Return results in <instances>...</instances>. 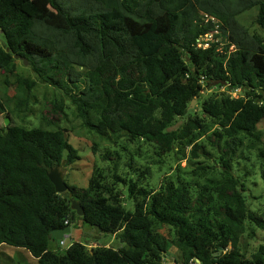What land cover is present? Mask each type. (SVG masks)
Masks as SVG:
<instances>
[{
  "label": "trees",
  "instance_id": "trees-1",
  "mask_svg": "<svg viewBox=\"0 0 264 264\" xmlns=\"http://www.w3.org/2000/svg\"><path fill=\"white\" fill-rule=\"evenodd\" d=\"M48 2L66 28L47 21L33 0H0V77L7 82L16 71L17 54L27 58L41 82L61 91L83 124L117 148L101 155L108 167L95 165L87 186L65 178L68 194L58 193L49 171L81 158L68 129L14 123L0 97V117L12 120L0 127V247L27 250L39 264H167L169 245L155 227L161 223L173 229L171 246L182 264H264V244L251 257L243 249L249 223L264 229V216L249 202L246 176L235 171L241 134L264 120V38L236 16L259 6L257 23L264 26V0ZM215 29L226 44L198 47V38ZM207 88L220 89L201 100ZM193 99L203 116L191 109ZM42 116L51 124L66 120L64 99L48 101ZM138 143L128 158V144ZM146 143L158 162L170 154L184 158L188 148L190 160L208 159L211 145L221 153V176L209 177L213 167L203 164L191 171L196 180L170 171L154 185L152 167L141 162ZM133 152L142 157L139 165ZM122 183L134 210L125 205ZM71 198L81 202L83 216ZM77 219L124 245L75 241L53 249L51 231Z\"/></svg>",
  "mask_w": 264,
  "mask_h": 264
},
{
  "label": "rangeland",
  "instance_id": "rangeland-1",
  "mask_svg": "<svg viewBox=\"0 0 264 264\" xmlns=\"http://www.w3.org/2000/svg\"><path fill=\"white\" fill-rule=\"evenodd\" d=\"M35 3L40 5L44 10L43 14L45 19L58 25L61 28H66L65 20L62 16L53 9L48 0H33ZM259 12V6H253L246 9L244 12L236 16L238 22L247 28L250 32H256L264 38V26L257 23V17ZM215 40L221 41V44H226V39L216 33L214 36ZM3 37H0V44L2 43ZM16 71L10 74L8 81L4 76L0 77V97L5 102L8 111L11 114L14 123L25 125L27 127L43 126L49 129L57 127H66L68 130V136L71 143H73L80 151L81 158L78 159L72 166L66 168L61 167L64 172V176L69 184L85 187L88 185L89 177L91 176L95 165L108 167L107 163L101 159V155L106 153V149H116L117 144L112 143V140L103 138L96 133L91 132L86 127L82 120L76 116L75 107L70 100L65 97L61 91L49 86L36 76L30 67L29 63L25 64L20 58H16ZM36 81L34 87L29 88L28 84L24 82ZM29 88V89H28ZM220 89V88H219ZM219 89L207 88L202 92L201 100L209 97L214 91ZM227 89L226 86L222 90ZM59 98L64 99L65 107L68 113V118L63 122L57 124H51L45 121L42 117L43 111L47 108L48 101ZM195 112L203 116L201 110V104L196 102L191 107ZM195 112L192 115H195ZM5 114L0 117V127L5 125ZM12 120L10 119V123ZM183 120L179 119L177 124L172 128H177L182 124ZM241 137L244 140V147L238 153L236 157L235 171L237 174L240 172L246 176V187L249 202L252 208L258 215L264 216V154L261 155L260 150L264 151V120L258 125L257 130L252 133H242ZM207 143L206 140H204ZM125 138L120 139V145L124 146ZM138 144H128L127 157H131L129 151L139 147ZM95 147V149H94ZM211 152L209 158H205L203 154L196 159L190 160L189 155L191 148L186 151V157L182 158V154H170L164 158H160L163 162H158L159 157L154 154L153 144H143L141 151L143 153V160L141 161L145 165H150L153 173L152 184L157 185L165 173L181 174L182 177L189 180H196L191 175V171L196 169L198 166L203 164H209L213 168L209 169V177L219 179L221 176V166L218 163L220 151L214 149L211 145H208ZM260 149V150H259ZM133 155L136 158V165H139L137 161L142 159L138 154ZM124 156L121 159V170L124 167L126 161ZM141 164V163H140ZM144 168V166H141ZM178 170V171H177ZM201 180V179H200ZM201 181H204L201 180ZM125 197V205L128 209L134 210L135 203L132 198L129 197L127 192V185L121 184ZM156 229L162 233L168 242V250L166 252V258L169 259L167 264H182V257L180 250L174 246H171V239L173 237V229L169 226L161 223H156ZM61 240V239H60ZM51 242L53 249H66L75 241H83L88 244L89 247H96L100 245L111 246L114 248H120L124 244L121 240L113 234H103L97 231L95 228L84 224L81 219H77L71 226V231L63 238L64 244L61 241ZM264 244V229L256 227L254 224L249 223V230L245 233L242 245L243 249L246 250L248 256L257 251L259 246ZM0 264H39L38 260L33 257L27 250L13 248L7 245L0 247Z\"/></svg>",
  "mask_w": 264,
  "mask_h": 264
},
{
  "label": "water",
  "instance_id": "water-1",
  "mask_svg": "<svg viewBox=\"0 0 264 264\" xmlns=\"http://www.w3.org/2000/svg\"><path fill=\"white\" fill-rule=\"evenodd\" d=\"M16 58H20L24 61L25 64H28L29 61L27 58L17 54ZM196 102V99H193L192 104L190 107L194 105ZM10 118L6 117L5 123L9 124ZM49 178L54 183L56 191L58 193H63L65 196L68 194L69 185L65 180L64 172L60 168L59 165H56L55 167H52L51 170L48 173ZM71 206L76 212L83 216L85 211L80 201L76 200L75 198H71ZM71 231V225H66L62 228L52 230L51 231V240L54 242H58L60 239H63L64 236H66Z\"/></svg>",
  "mask_w": 264,
  "mask_h": 264
},
{
  "label": "built area",
  "instance_id": "built-area-1",
  "mask_svg": "<svg viewBox=\"0 0 264 264\" xmlns=\"http://www.w3.org/2000/svg\"><path fill=\"white\" fill-rule=\"evenodd\" d=\"M205 20L208 21L210 19V17L208 15H205ZM211 19L213 20V22H215L218 26H219V21L218 19H216L215 17H211ZM219 32V29H215L214 31L202 35L198 38L197 40V46L200 48H207L211 45V42L215 40L214 36L216 35V33ZM234 94H237V92H234ZM65 237V236H64ZM61 244H64L65 242L63 241V239L60 240ZM196 264V263H194Z\"/></svg>",
  "mask_w": 264,
  "mask_h": 264
}]
</instances>
